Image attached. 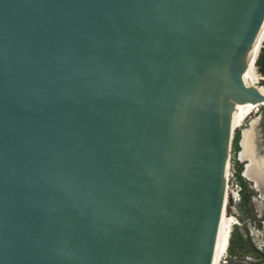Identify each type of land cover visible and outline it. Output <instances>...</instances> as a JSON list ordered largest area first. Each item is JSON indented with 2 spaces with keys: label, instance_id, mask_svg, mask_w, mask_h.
I'll use <instances>...</instances> for the list:
<instances>
[{
  "label": "water",
  "instance_id": "1",
  "mask_svg": "<svg viewBox=\"0 0 264 264\" xmlns=\"http://www.w3.org/2000/svg\"><path fill=\"white\" fill-rule=\"evenodd\" d=\"M264 0H0V264H211Z\"/></svg>",
  "mask_w": 264,
  "mask_h": 264
},
{
  "label": "rangeland",
  "instance_id": "2",
  "mask_svg": "<svg viewBox=\"0 0 264 264\" xmlns=\"http://www.w3.org/2000/svg\"><path fill=\"white\" fill-rule=\"evenodd\" d=\"M256 71L259 76L258 85L264 87V76L257 68ZM255 117L259 118V123L249 153L264 164V106L261 105L259 111L252 114L244 125L249 124ZM241 132V129L233 132L226 161L228 187L238 194L236 197L239 200L236 203L230 202L228 215L235 217L240 224V227L234 228L231 234L227 261L228 264H264V247L257 246L264 241V182L258 188L242 176L245 163L238 159L241 151ZM254 230L260 235H251Z\"/></svg>",
  "mask_w": 264,
  "mask_h": 264
},
{
  "label": "bare ground",
  "instance_id": "3",
  "mask_svg": "<svg viewBox=\"0 0 264 264\" xmlns=\"http://www.w3.org/2000/svg\"><path fill=\"white\" fill-rule=\"evenodd\" d=\"M263 41H264V23L252 47V50L250 51V53L248 54L247 58L243 63V69H242V78L247 89L256 91L262 95H264V87L258 85L259 76L256 71L255 63L259 56L260 50L263 47L262 46ZM261 105L263 106V104L258 105L251 103V105L239 111L229 123V128L232 133L231 136L226 140V155H225V168H224L223 188H222V201H221L220 214L218 218V224L216 228L211 264H219L221 260H223V256L227 254L228 248L230 246L231 234L234 228L233 226L239 223L233 218V216L228 215L229 191H228V180H227L228 168L226 165V161L229 153V147L231 144L232 135L233 132H235V130L241 129L242 131L241 142H240L241 151L239 152L238 155L239 161L245 163L244 172L242 176L248 181L253 182L255 186L258 188L259 185L264 182V164H262V162L257 160V157H254L249 153V149L252 146V138L255 133V130L257 129L256 127L259 123V118L255 117L251 119L249 124H247L246 126L244 125L246 120L252 114L257 113L259 111ZM251 153L253 154L254 152H252L251 150ZM252 235L257 236L258 234L252 232ZM259 245L263 246L264 243L260 242Z\"/></svg>",
  "mask_w": 264,
  "mask_h": 264
},
{
  "label": "built area",
  "instance_id": "4",
  "mask_svg": "<svg viewBox=\"0 0 264 264\" xmlns=\"http://www.w3.org/2000/svg\"><path fill=\"white\" fill-rule=\"evenodd\" d=\"M228 191H229V197H228V206H230V202L231 201H234V203H236L237 202V198L238 197H236V196H238V194L237 193H234V192H232L231 190H230V188L228 187ZM236 194V195H235ZM239 201V200H238ZM236 221H238L235 217H233ZM234 228H238V227H240V224L238 223V224H236V225H234L233 226ZM233 228V229H234ZM227 259H228V252H227V254H225V256H223V260H221V262L219 263V264H228L229 263V261H227ZM233 260V259H232Z\"/></svg>",
  "mask_w": 264,
  "mask_h": 264
},
{
  "label": "trees",
  "instance_id": "5",
  "mask_svg": "<svg viewBox=\"0 0 264 264\" xmlns=\"http://www.w3.org/2000/svg\"><path fill=\"white\" fill-rule=\"evenodd\" d=\"M256 68L258 69V72L264 76V41H263V47L260 50L259 56L257 58V61L255 63Z\"/></svg>",
  "mask_w": 264,
  "mask_h": 264
},
{
  "label": "flooded vegetation",
  "instance_id": "6",
  "mask_svg": "<svg viewBox=\"0 0 264 264\" xmlns=\"http://www.w3.org/2000/svg\"><path fill=\"white\" fill-rule=\"evenodd\" d=\"M254 233H255V234H258V232H256L255 230H254ZM251 235H252V234H251ZM261 242L264 243V241H261ZM257 246H259L260 248H261V247H264V245H263V246H260L259 244H258Z\"/></svg>",
  "mask_w": 264,
  "mask_h": 264
}]
</instances>
